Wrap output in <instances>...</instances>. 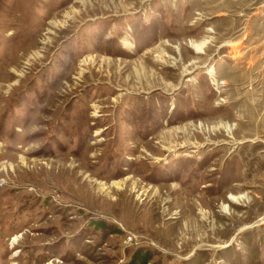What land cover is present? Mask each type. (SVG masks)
Here are the masks:
<instances>
[{"label": "rangeland", "instance_id": "obj_1", "mask_svg": "<svg viewBox=\"0 0 264 264\" xmlns=\"http://www.w3.org/2000/svg\"><path fill=\"white\" fill-rule=\"evenodd\" d=\"M0 264H264V0H0Z\"/></svg>", "mask_w": 264, "mask_h": 264}, {"label": "bare ground", "instance_id": "obj_2", "mask_svg": "<svg viewBox=\"0 0 264 264\" xmlns=\"http://www.w3.org/2000/svg\"><path fill=\"white\" fill-rule=\"evenodd\" d=\"M206 44L207 42H203L201 44H193L192 46L197 52H203Z\"/></svg>", "mask_w": 264, "mask_h": 264}]
</instances>
